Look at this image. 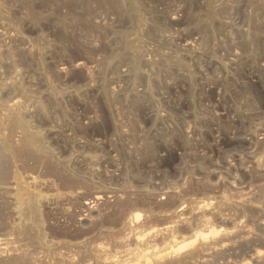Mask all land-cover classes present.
Segmentation results:
<instances>
[{"label":"rangeland","instance_id":"rangeland-1","mask_svg":"<svg viewBox=\"0 0 264 264\" xmlns=\"http://www.w3.org/2000/svg\"><path fill=\"white\" fill-rule=\"evenodd\" d=\"M0 264H264V0H0Z\"/></svg>","mask_w":264,"mask_h":264},{"label":"bare ground","instance_id":"bare-ground-1","mask_svg":"<svg viewBox=\"0 0 264 264\" xmlns=\"http://www.w3.org/2000/svg\"><path fill=\"white\" fill-rule=\"evenodd\" d=\"M179 248V250L181 249V248H184V244L183 245H180V246H178L177 247V249Z\"/></svg>","mask_w":264,"mask_h":264}]
</instances>
